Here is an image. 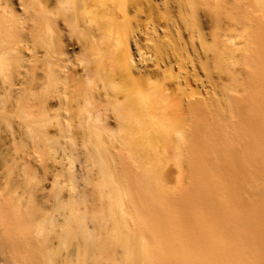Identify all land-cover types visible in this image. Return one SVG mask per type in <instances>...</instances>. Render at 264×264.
I'll list each match as a JSON object with an SVG mask.
<instances>
[{"label":"bare ground","instance_id":"obj_1","mask_svg":"<svg viewBox=\"0 0 264 264\" xmlns=\"http://www.w3.org/2000/svg\"><path fill=\"white\" fill-rule=\"evenodd\" d=\"M3 185L8 264H264V0H0Z\"/></svg>","mask_w":264,"mask_h":264},{"label":"rangeland","instance_id":"obj_2","mask_svg":"<svg viewBox=\"0 0 264 264\" xmlns=\"http://www.w3.org/2000/svg\"><path fill=\"white\" fill-rule=\"evenodd\" d=\"M203 13L204 12H202V14ZM208 20L209 19L207 16L202 17V15H201V22H202L203 26H205L207 24L206 21H208ZM237 70L241 71L240 66L237 68ZM218 76H217L218 77V79H217L218 90L222 94L224 88L226 87V85L229 84L230 80L227 79L225 74H218ZM223 85H224V88L222 87ZM220 102L223 106V104H224L223 99H220ZM62 154L63 153L60 150H58L56 153V156L61 157ZM163 166H164V171L166 170V172L168 173V177L166 179L167 183L169 185L174 184L175 177H177L178 166H176L174 163L163 164ZM33 167L34 168L32 171H30V173H32V175H34L36 177V179H37L36 181L38 182V184H37V187H38L37 194L38 195L37 196H38L39 203L41 205H44L43 209L45 208L46 212H49L50 214L53 215L55 213L53 212L54 210H53V207H51V205L53 204L54 198H53V195L50 196V194H52L51 193L52 183H54L56 181H63L64 180L63 175H65V173H63V171L61 170V167L58 164H54L51 161L50 156H48L46 154L42 156L40 164H35V166L33 165ZM54 175H56V177ZM4 187H5V185H3L2 189H0V196H1L0 199L2 201H4L6 199V193H7V191L5 190ZM2 193H5V195H3ZM11 195L13 196L12 193H11ZM65 195H67V194H65ZM0 264H8L7 260H5V257L2 255L0 256Z\"/></svg>","mask_w":264,"mask_h":264}]
</instances>
